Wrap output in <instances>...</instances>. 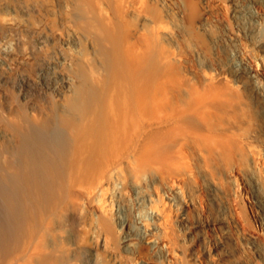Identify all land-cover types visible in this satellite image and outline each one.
Returning a JSON list of instances; mask_svg holds the SVG:
<instances>
[{"label": "rangeland", "instance_id": "rangeland-1", "mask_svg": "<svg viewBox=\"0 0 264 264\" xmlns=\"http://www.w3.org/2000/svg\"><path fill=\"white\" fill-rule=\"evenodd\" d=\"M194 87L225 97L184 113ZM55 108L79 127L75 199L46 235L62 264H98L111 227L83 196L113 166L179 186L214 264H264V0H0V113ZM6 120L0 147L16 140Z\"/></svg>", "mask_w": 264, "mask_h": 264}, {"label": "bare ground", "instance_id": "bare-ground-1", "mask_svg": "<svg viewBox=\"0 0 264 264\" xmlns=\"http://www.w3.org/2000/svg\"><path fill=\"white\" fill-rule=\"evenodd\" d=\"M249 15L259 12L252 9ZM177 82L171 78V84ZM211 89H191L184 113L223 101L224 92ZM59 111L38 117L21 109L16 118L0 113L16 137L0 147V264H62L63 257L46 251V235L53 213L75 199L72 173L79 127L74 115Z\"/></svg>", "mask_w": 264, "mask_h": 264}, {"label": "built area", "instance_id": "built-area-1", "mask_svg": "<svg viewBox=\"0 0 264 264\" xmlns=\"http://www.w3.org/2000/svg\"><path fill=\"white\" fill-rule=\"evenodd\" d=\"M119 168L85 192L83 202L96 219L104 216L111 229L97 238L98 264H214L217 255L206 249L204 228L183 213L187 197L179 186H132L120 179ZM197 226V227H196ZM101 227V225H100ZM207 240V241H206ZM215 241V238L213 239Z\"/></svg>", "mask_w": 264, "mask_h": 264}]
</instances>
